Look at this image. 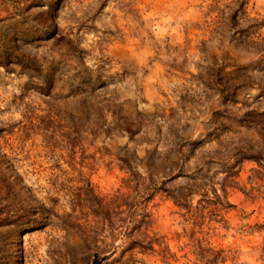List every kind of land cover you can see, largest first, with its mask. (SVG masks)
<instances>
[{
    "label": "rangeland",
    "instance_id": "1",
    "mask_svg": "<svg viewBox=\"0 0 264 264\" xmlns=\"http://www.w3.org/2000/svg\"><path fill=\"white\" fill-rule=\"evenodd\" d=\"M250 113L264 119V0H0V264H119L132 224L96 205L131 174L136 209L148 178L199 171L220 196L236 175L196 237L263 264L264 169L223 166L260 141ZM147 211L161 246L132 264H192L193 220L164 193Z\"/></svg>",
    "mask_w": 264,
    "mask_h": 264
},
{
    "label": "trees",
    "instance_id": "2",
    "mask_svg": "<svg viewBox=\"0 0 264 264\" xmlns=\"http://www.w3.org/2000/svg\"><path fill=\"white\" fill-rule=\"evenodd\" d=\"M246 6L244 1L234 3V9L229 7L230 16L232 20L238 19L237 16L240 11H243ZM235 15V16H234ZM253 114H248L243 119L245 124V128L249 131H253L257 133L260 138V141L255 145H246L245 148H239L237 150H233L235 153V162L232 165H228V162L223 166L226 167L227 172L233 170L235 166L243 161L251 160L257 163L260 169H264V119L262 121H258L257 117L254 118ZM263 118L264 115L259 116ZM258 117V118H259ZM243 122H240L241 124ZM227 132L229 131L226 129ZM222 155V154H221ZM259 173V172H258ZM236 173H230L224 178V185L222 186V194L218 195L217 190L213 188V184L210 180L206 182H202L197 184V176H202V171L197 172L193 176L188 175H176L167 180V182L161 183L159 187H156L155 182L148 178V184L154 185L156 191H150L147 193V188L143 190L146 192L147 196L142 202L139 203V208H136V205L132 202L131 192L132 189L129 186V182H132L136 175L131 174L130 180L124 181L125 188L127 190L126 193H121L117 191L113 196L108 199L106 205H101L98 203L97 211L105 213L106 216L112 220L114 217H119L120 215H124V219H119L121 223H130L132 224L131 229L126 233L127 234V242L126 247L123 250L122 256L117 261L119 264H132L133 259L136 254H154L156 252V246L160 247L161 243L159 239L152 234L150 231V213L147 211V203L155 196L157 193H164L168 198H170L174 205L185 211V216H187V221L193 220L191 222L192 229L189 238V242L191 243V251H190V262L192 264H225L227 260V255L225 250L216 249L211 247L209 243H207L204 239H199L196 237L195 229L199 228V223L197 220H200L204 217L203 213L206 209H225L229 207V203L226 201V188L229 186L231 182V178L235 177ZM181 177L184 180L185 185L182 188L175 190L166 189V185L174 182L177 178ZM146 181V180H145ZM137 186H141L142 183L136 181ZM201 191V197L198 201V206L195 208L191 207V200L193 195L196 192ZM153 192V193H152ZM212 195L211 197L209 195ZM204 204V205H203ZM138 210V214L137 213ZM138 216L139 219L134 221L135 216ZM114 230V229H113ZM258 230H264V224L258 227ZM263 256H264V248H263ZM125 257V260L122 261V258ZM264 264V260H263Z\"/></svg>",
    "mask_w": 264,
    "mask_h": 264
}]
</instances>
